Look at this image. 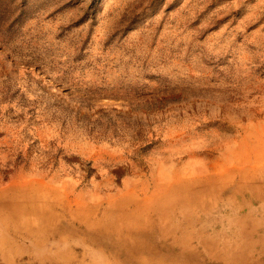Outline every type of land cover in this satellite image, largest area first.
<instances>
[{"label":"rangeland","instance_id":"rangeland-1","mask_svg":"<svg viewBox=\"0 0 264 264\" xmlns=\"http://www.w3.org/2000/svg\"><path fill=\"white\" fill-rule=\"evenodd\" d=\"M262 172L264 0H0V264H264Z\"/></svg>","mask_w":264,"mask_h":264},{"label":"bare ground","instance_id":"bare-ground-1","mask_svg":"<svg viewBox=\"0 0 264 264\" xmlns=\"http://www.w3.org/2000/svg\"><path fill=\"white\" fill-rule=\"evenodd\" d=\"M263 173V172H262ZM263 175H264V173H263ZM220 175H214V176H212V175H210L208 178H202V179H196V180H184V181H178V182H175V183H173L172 185H171V187H170V190H173V191H176L177 193H179L178 195L179 196H181V198H184V199H186L188 202H194L195 203V200L197 199V198H200L201 196H203V194H204V192L206 191V189H208V191H215L216 190V188H217V184L215 185V183H218V182H220V180H221V178L219 177ZM241 177H243V176H241ZM252 177V176H251ZM257 177V176H256ZM245 179V178H244ZM247 180V179H246ZM214 185V186H213ZM213 186V187H212ZM241 186V185H240ZM165 189V188H164ZM222 190V189H221ZM170 192V191H169ZM21 193H22V191H20V190H16L15 192H14V198H13V200H11V201H7V200H4L2 197H0V208L1 207H7L8 208V212H9V214H7V216L5 217V219H6V221L7 222H13V221H15L13 218H12V215L13 214H17V215H19V216H21L22 214H24V213H26L25 212V210H26V208H21V207H19L18 205H17V202H16V200H17V198L21 195ZM171 193V192H170ZM221 193V192H220ZM38 195V193L36 192V191H31V199L32 200H34L35 199V197ZM252 198V197H251ZM168 199V198H167ZM177 199V198H176ZM173 200H174V198H173ZM172 200V201H173ZM166 202H168V201H166ZM165 202V203H166ZM171 202V201H170ZM176 202V201H175ZM177 203H178V200H177ZM168 204H170V203H168ZM174 204H176V203H174ZM179 204V203H178ZM180 205V204H179ZM136 206L137 207H141L140 206V204L139 203H137L136 204ZM198 206H200L201 207V205H198ZM96 207H98V206H96ZM95 208V207H94ZM202 208V207H201ZM106 209V208H105ZM137 209H140V208H137ZM93 210V209H92ZM89 211H91V209L90 210H86V211H83L84 213L83 214H86V213H89ZM205 211V210H204ZM115 211H112V210H110L109 209V211H108V213H106V217H110V215L112 216L113 214H111V213H114ZM110 214V215H109ZM115 216V215H114ZM123 216V215H122ZM21 217H23V216H21ZM123 218H125V219H130L131 220V216H126V217H124L123 216ZM122 218V219H123ZM98 221V220H97ZM132 221V220H131ZM0 222H3V220L2 219H0ZM16 223V222H15ZM0 225H1V223H0ZM53 234L54 233H58V228H55L54 230L53 229H51L50 230ZM258 231H260V230H258ZM235 234V233H234ZM254 234V233H253ZM2 234H0V236H1ZM123 235H124V233H123ZM209 235V234H208ZM23 235H21V237H22ZM254 236V235H253ZM261 236V235H260ZM132 237H134V236H130V235H125V237H122L121 238V243H119L118 244V246L120 247V250H119V248L118 247H116L117 245H116V242H111V247H113V249L114 250H116L117 252H119V253H123V252H126V254H130V253H134L133 251H137L138 252V250H137V248H136V246L134 245V246H132V245H130L129 244V239H131ZM120 237H118V239H119ZM205 239V241H207V239L208 238H204ZM263 239V238H262ZM204 241V242H205ZM264 241V240H263ZM203 242V243H204ZM47 243V242H46ZM245 243V242H244ZM249 243V242H248ZM116 245V246H115ZM236 245V244H235ZM118 248V249H117ZM199 248V247H198ZM40 248H34L33 250H31V249H28V248H22V249H20V250H15V251H13L14 250V248H13V246H12V248H8V252L9 253H11V256L12 257H15V256H21V258L23 257V258H25V257H28L29 255L31 256H35V257H38V259L39 260H41V262L43 261V262H45V261H53L55 258V256H47V255H45L46 254V252H47V249L42 253L40 250H39ZM140 249L141 248H139V251H140ZM216 249V248H215ZM49 251H51V250H49ZM257 251V250H256ZM53 251H51V253H52ZM178 253V252H177ZM212 254V253H211ZM240 255V254H239ZM217 256H221V254H218ZM246 256V255H245ZM248 256V255H247ZM34 257V258H35ZM228 260H230L229 258H230V254L228 253L226 256H225ZM253 257V256H252ZM257 258H258V256H257Z\"/></svg>","mask_w":264,"mask_h":264}]
</instances>
